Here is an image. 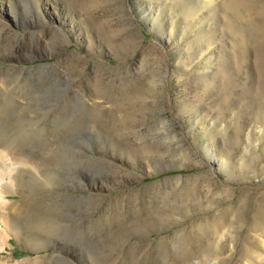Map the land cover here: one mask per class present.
<instances>
[{
  "label": "rangeland",
  "instance_id": "1",
  "mask_svg": "<svg viewBox=\"0 0 264 264\" xmlns=\"http://www.w3.org/2000/svg\"><path fill=\"white\" fill-rule=\"evenodd\" d=\"M263 215L264 0H0V264H264Z\"/></svg>",
  "mask_w": 264,
  "mask_h": 264
},
{
  "label": "bare ground",
  "instance_id": "2",
  "mask_svg": "<svg viewBox=\"0 0 264 264\" xmlns=\"http://www.w3.org/2000/svg\"><path fill=\"white\" fill-rule=\"evenodd\" d=\"M211 1V0H210ZM240 3V2H239ZM243 3V2H242ZM263 220H264V215L262 216Z\"/></svg>",
  "mask_w": 264,
  "mask_h": 264
}]
</instances>
